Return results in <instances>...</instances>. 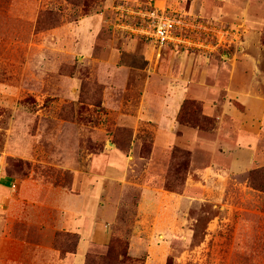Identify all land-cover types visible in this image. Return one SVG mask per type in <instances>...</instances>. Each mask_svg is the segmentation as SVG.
<instances>
[{
	"label": "rangeland",
	"instance_id": "rangeland-1",
	"mask_svg": "<svg viewBox=\"0 0 264 264\" xmlns=\"http://www.w3.org/2000/svg\"><path fill=\"white\" fill-rule=\"evenodd\" d=\"M146 2L0 0L1 179L16 183L33 175L67 188L72 180L67 168L89 166L87 158H100L112 147L108 143L123 141L120 146H125L130 141L133 131L120 125L119 118L136 113L148 79L164 74L165 68L176 78L190 68L194 80L210 70L206 83L221 95L231 88L232 94L249 91L257 96L253 115L246 114L234 97L230 102L252 121L254 130L262 129L258 122L264 116V0H245L243 18H200L209 32L216 28L229 36L220 44L210 33L187 36L190 39L179 49L168 48L176 53L173 67L165 66L168 56H155L150 44L113 31L110 25L116 4L134 7ZM176 8L187 10L188 2L180 0ZM145 51L153 53L148 61L143 59ZM125 57L137 65L127 68L125 80L119 82L117 70L125 66ZM147 63L150 67L140 68ZM250 71L253 77H248ZM231 72L248 76L230 87ZM183 110L187 123L183 126L200 124L206 138L221 139L220 132L212 133L216 118L201 119L200 101L186 99ZM242 124L232 120L226 124L229 156L234 160L247 158L241 148L244 141L234 142L235 125L243 130ZM140 137L139 155L147 158L150 136ZM260 146L256 156L263 151L264 135ZM24 149L28 157L16 155ZM164 175L157 180L160 189ZM246 180L252 191L234 183L226 196H206L205 201L176 202L166 197L158 201V196L148 195L141 212L138 189L109 184L106 196L116 219L107 229L105 244L90 248L87 264H264V165L251 168ZM2 216L7 221L0 229V264H63L71 258L73 233L57 231L48 242L40 228L26 227L0 210Z\"/></svg>",
	"mask_w": 264,
	"mask_h": 264
},
{
	"label": "crops",
	"instance_id": "crops-1",
	"mask_svg": "<svg viewBox=\"0 0 264 264\" xmlns=\"http://www.w3.org/2000/svg\"><path fill=\"white\" fill-rule=\"evenodd\" d=\"M183 1L188 2L187 10L173 9L175 5L180 7V0H148L146 3L137 5H150L157 9H168L197 18L211 16L220 19L243 18L247 12L245 6H248V3L244 5L245 0ZM118 6L120 4H116V7L114 6L112 9ZM109 22L113 31H122L121 33L132 36L116 25L114 13ZM133 38L150 44L155 56L161 54L168 56L165 66L173 67L175 65L173 62L176 53L169 49H179L177 46L166 45L159 50L149 40L136 36ZM127 50L129 53V47ZM121 56L122 53H119L117 59ZM152 56L153 53L145 51L143 59L148 61V58ZM131 57L130 59L125 57L127 60L124 62L125 66H121L117 70L119 82L125 80L127 68L137 65L131 61ZM112 62L115 63V61ZM170 62L172 63L170 64ZM143 65L144 68L150 67L147 63L140 65V68H143ZM167 70L168 68H165L164 74H156L155 77L148 79L136 113L122 115L119 118L120 125L133 131L131 147L127 156L118 151L114 144L108 143L113 148L106 149L100 158L92 156V161L87 158L89 166L79 169L67 168L72 178L67 188L50 185L33 175L16 183L7 178H0V210L6 214L7 218L17 219L26 227L40 228L48 242L52 241L57 231L79 235L76 253L69 260L64 259L63 264H83L84 258L92 246L105 244L108 237L107 229L113 224L117 215L111 200L106 196V187L109 184L138 189L142 196V203L138 207L139 212L144 211L143 201L147 200L148 195L151 198L158 196V201H160V197H166L176 202L179 200L186 202L185 199L205 201L206 196L209 198L226 196L234 183L244 191H252L247 187L246 178L247 172L251 168L264 165V148L256 156L258 147H262L260 143L264 135V116H261L260 122H258L262 129L254 130L252 121L248 118L245 119L244 114L232 106L230 99L234 97L244 105L246 114L253 115L257 110L258 97L249 91L232 94L231 88L224 90L221 95V92H216L214 87L206 83V75H210V70L203 71L195 80L191 78L190 68L183 71V77L178 78L173 77ZM250 73L251 75H247L248 77L255 75L253 71ZM247 76L240 77L231 72L228 78L230 87L233 82H239ZM188 98L196 99L202 103L204 116L216 118L217 129L212 133L220 132V140L206 138L202 131L185 127L177 122L176 118L180 107ZM231 120L232 123H238V125L240 121H243L241 125L244 127L243 130L237 129V125H235L236 141L234 142L239 145L240 139L244 141L245 145L241 148L243 151L245 150L246 160L238 158L234 160L232 156H229L230 153L232 154L230 151L231 139L226 136L230 135L227 132L230 130V126L226 124ZM144 133L150 136L151 144V151L147 158H142L139 155L142 145L140 136ZM238 145L237 148L235 147L236 149L240 148ZM174 147L188 150L193 155L183 194L170 193L156 186L157 180L161 176L163 177L166 171L165 163H167L169 151ZM21 153L25 155V149L18 150L16 155L20 156ZM207 153H211V157H207ZM23 157H28V155ZM2 171L3 169L0 168L1 173ZM154 200H157V197H154ZM6 221L4 216L0 217V229L5 227Z\"/></svg>",
	"mask_w": 264,
	"mask_h": 264
},
{
	"label": "built area",
	"instance_id": "built-area-1",
	"mask_svg": "<svg viewBox=\"0 0 264 264\" xmlns=\"http://www.w3.org/2000/svg\"><path fill=\"white\" fill-rule=\"evenodd\" d=\"M116 25L129 34L149 40L161 50L166 45L179 46L190 39L187 36L212 34L220 44L229 35L227 31L212 29L201 21L189 15L174 12L168 9L161 10L150 5H136L134 7L122 4L113 10Z\"/></svg>",
	"mask_w": 264,
	"mask_h": 264
},
{
	"label": "trees",
	"instance_id": "trees-1",
	"mask_svg": "<svg viewBox=\"0 0 264 264\" xmlns=\"http://www.w3.org/2000/svg\"><path fill=\"white\" fill-rule=\"evenodd\" d=\"M185 104H186V100L182 103L179 113L176 118L177 122L180 125L187 124L183 118V116H186L183 114V111H184L183 109H184ZM201 119L205 121L209 120V118L206 116L201 117ZM191 128L202 131L203 126L199 124ZM132 133L133 132H131L129 139H128V141L129 140L130 141L127 142L125 146L122 145L124 147L120 146L121 145L120 143H122L123 141L118 143V145L115 143L116 149L125 156H127L130 151L132 135H133ZM191 162H192V153L190 151L177 148V147L172 148L168 154L167 168H166L165 175H164V182L162 185V190L170 192V193L182 194L184 187H185V182H186L188 173L191 168ZM72 235L76 237V244L74 246V252L70 254L74 255L76 253V247L79 242V235L74 234V233ZM88 259L89 258L86 254L83 264H87Z\"/></svg>",
	"mask_w": 264,
	"mask_h": 264
}]
</instances>
